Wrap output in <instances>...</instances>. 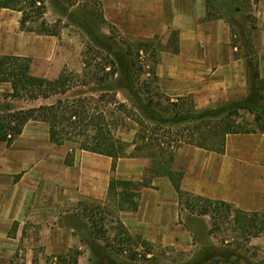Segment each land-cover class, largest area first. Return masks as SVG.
Masks as SVG:
<instances>
[{"label":"trees","instance_id":"16d2710c","mask_svg":"<svg viewBox=\"0 0 264 264\" xmlns=\"http://www.w3.org/2000/svg\"><path fill=\"white\" fill-rule=\"evenodd\" d=\"M232 1L251 7L260 0ZM205 2L207 21L224 19L215 14L210 0ZM16 4L15 0H0L1 9L22 12ZM242 9L237 7L236 12ZM104 22L108 23L105 19ZM227 23L234 35L235 25L228 20ZM20 25L22 31L30 32L25 17ZM47 26L42 23L41 35H60ZM80 27L88 37L82 52L81 74L64 70L57 80H47L29 72L28 58L0 55V83L11 85V91L5 94L6 100H54L18 111L7 107L0 113V142L10 147L30 121H40L48 125L53 144L76 143L81 151L109 157L113 160L112 172L116 171L120 159H147L150 162L147 177L138 183L112 178L107 201L113 197L119 212L137 211L140 191L150 188L154 179L167 177L180 197L181 207L185 205L191 217H211L213 226L205 236L206 242H200L201 232L200 235L191 231L196 250L187 260L173 264H261L255 262V256L251 254L255 250L251 241L264 235V211L249 213L222 201L185 192L181 189L184 173L173 170L177 151L184 145L224 154L229 135L264 134V79L250 35L245 30L239 31L240 45L235 43L239 50L236 57L246 63L248 95L239 101L200 110L192 96L173 99L162 92L157 74L159 49L154 52V64L145 71L134 59L123 54L119 48L121 42L118 43L113 36L105 38L82 23ZM155 39L159 40L158 37L143 40L138 52H147V47L150 48ZM177 39L178 33L173 32L171 43ZM158 44L163 48L160 41ZM144 75L149 77L139 85L138 79ZM85 90H90L91 95ZM70 93H75L74 97H68ZM119 95L126 97L130 106L121 102ZM242 114L253 118L251 121L241 120ZM128 122L138 126L130 144L115 133ZM130 147L133 150L128 154ZM219 220L231 228L232 235L236 234L232 237L233 242L223 240L221 245L212 242L213 234L221 230ZM119 229L121 235H125V241L149 245L141 236L132 235L121 221ZM125 241L120 242L125 244Z\"/></svg>","mask_w":264,"mask_h":264},{"label":"crops","instance_id":"0c3cea01","mask_svg":"<svg viewBox=\"0 0 264 264\" xmlns=\"http://www.w3.org/2000/svg\"><path fill=\"white\" fill-rule=\"evenodd\" d=\"M102 1L106 20L124 34L145 39L159 38L163 52L159 55L157 74L160 89L167 96L173 99L192 96L197 109L202 110L239 101L248 95L246 63L236 57L239 50L231 27L224 19L207 21L208 8L204 0ZM16 14L0 8V55L28 58L29 69L32 65H42L40 73L35 76L57 80L64 70L69 69L63 60L61 34L58 37L31 35L15 28L13 23L21 20L19 13ZM173 32L178 33V39L171 43ZM251 41L264 79V27L259 26ZM81 62L80 70L69 71L81 74ZM60 67L63 69L59 70ZM3 84L11 90L10 84ZM25 129L10 147L0 142V150L4 151L0 156V259L10 257L18 243L34 242L33 238L24 236V226L37 220L39 207L46 209L49 206L46 199H33L35 191H40L43 184L52 187L56 182L61 185L65 182L58 175L60 167L55 169L50 165L32 163L29 159H35L33 149L19 148L17 142L23 138ZM85 153L96 156L87 165L94 172L90 189L97 191L84 200L105 203L113 160ZM99 158L103 159L102 166L91 164ZM138 160L141 159H133ZM121 161L117 162L114 174L122 173ZM173 170L184 173L181 189L185 192L222 201L249 213L264 211L262 133L229 135L224 154L184 145L177 151ZM140 193L137 211L119 212L121 222L131 234L155 240L159 237L166 239L162 233L180 232V197L169 178L154 179L152 186ZM167 200L171 202L167 204ZM71 201V191L66 190L51 206L62 209L71 205ZM14 227L17 229L13 235ZM260 239H253L251 244Z\"/></svg>","mask_w":264,"mask_h":264},{"label":"rangeland","instance_id":"374dc122","mask_svg":"<svg viewBox=\"0 0 264 264\" xmlns=\"http://www.w3.org/2000/svg\"><path fill=\"white\" fill-rule=\"evenodd\" d=\"M210 1L215 8L213 11L216 15L219 14L224 17V20L231 21L235 25L234 43L238 46L240 45L237 34L239 31L245 30L252 37L259 26L264 27V0H260L258 4L251 7L232 0ZM15 2L22 12L8 9L9 13H19L21 20L23 17L27 19L26 28L30 30L27 33L40 34L42 23L45 22L50 31H58L61 34L64 64L72 71L80 70L82 67V52L88 42L87 34L80 27L81 23L105 38L113 36L118 43L121 42L119 48L123 54L134 59L138 66H143L145 71H148L154 64V52L159 49L158 56L163 52V48L157 46L159 45L157 39L152 42L150 48L147 47V52H138L141 48L140 44L146 39L128 36L107 21L102 0H15ZM237 7L243 8L242 11L236 12ZM104 19L108 23H105ZM20 22H14V27L21 29ZM41 67L42 65H32L29 72L35 76L40 73L39 68ZM76 67L78 68L75 69ZM58 69H63V67ZM148 77V75L141 76L138 79L139 85H142ZM8 87L0 83V113H3L7 107L18 111L54 101L6 100L5 94L11 91ZM89 91L84 92L91 95ZM75 93H70L68 97H74ZM97 94L96 92L95 95ZM118 98L130 106L126 97L119 95ZM242 117L241 120L245 118L250 121L253 118L245 114H242ZM137 129V125L128 122L126 127L120 128L115 133L120 139L130 144ZM17 143L21 149H33L36 162L35 159H29L32 163L50 165L55 169L60 167L58 175L65 182L60 181L62 185L58 182L55 185L50 184L53 188L43 184L40 186V191H35L33 199H46L49 206L46 209L39 207L37 220L24 226V236L33 238L34 242L18 243L14 253L8 258L0 259V264H173L187 260L196 250L191 231L201 232L200 242H206L205 236L213 226L211 217H191L190 210L185 205L179 207L181 208L180 232L162 233L167 237L166 239L159 237L151 240L143 236V241L148 243V246L125 241V235L120 233L119 221L121 220L114 198L111 197L105 203L84 200L97 191L90 189L94 180V172L87 165L96 156L81 151L76 143L56 146L50 140L48 125L40 121H30L23 138L18 139ZM132 150L133 147H130L128 154ZM3 152L0 150V156ZM27 154L28 152H25V155ZM101 159L91 164L102 166L104 163ZM140 159L135 162L132 158H123L122 173L117 175L112 172L111 179L142 182L148 175L150 162L147 159ZM66 190L71 191V205H66L62 209L57 208L58 206L52 208L51 205L61 199ZM170 202L167 200V204ZM218 224L221 230L213 234L212 242L217 245H221L223 240L233 242L232 237L236 234H231V228H227L229 226L223 220H219ZM15 229L17 227H14L13 235L16 232ZM152 234L155 236L156 233ZM132 235L135 234L132 233ZM260 238L262 240L252 242L251 247H255V250L251 251V254L255 256V262L264 264V235ZM120 241L127 243L122 244Z\"/></svg>","mask_w":264,"mask_h":264}]
</instances>
